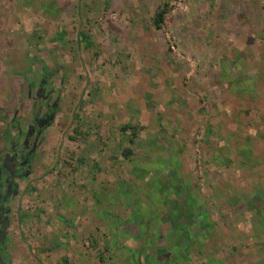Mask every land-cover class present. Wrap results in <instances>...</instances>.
Instances as JSON below:
<instances>
[{
  "label": "rangeland",
  "instance_id": "rangeland-1",
  "mask_svg": "<svg viewBox=\"0 0 264 264\" xmlns=\"http://www.w3.org/2000/svg\"><path fill=\"white\" fill-rule=\"evenodd\" d=\"M164 2L157 28L154 14ZM42 63L58 70L60 102L43 132L42 156L17 180L23 203L86 204L101 182L110 193L109 182L120 181L148 217L166 210L185 223L204 213L224 234H264V0H0L3 145L32 114ZM132 99L144 116L120 106ZM222 109L225 121L215 119L207 132L205 116ZM232 127L240 140L231 153L234 138L224 130ZM247 151L251 162L242 161ZM171 198L185 206L177 216ZM161 217L149 220L167 234L170 214ZM107 221L77 224L80 248L88 249L83 261L117 260L102 242L89 244L96 231L109 230ZM241 242L248 246L249 237Z\"/></svg>",
  "mask_w": 264,
  "mask_h": 264
},
{
  "label": "crops",
  "instance_id": "crops-1",
  "mask_svg": "<svg viewBox=\"0 0 264 264\" xmlns=\"http://www.w3.org/2000/svg\"><path fill=\"white\" fill-rule=\"evenodd\" d=\"M84 34L86 33L81 30L78 32V49H81L80 44L82 43V35ZM29 80L31 82L34 81L32 79ZM196 90L198 91V89ZM91 91L93 92H90V94L97 95L94 87ZM93 100L95 101V99ZM192 100L191 103H194L196 98H192ZM120 102V106L124 107V109L128 108L136 112V114L133 113L135 114V118L139 117L138 114L143 116L146 114L145 112H140L134 100L128 106H126L127 102ZM113 107L115 108L116 106ZM187 111L189 113L188 116L192 118L193 109L190 111L187 109ZM209 113L205 116L204 120L207 132L211 131L213 127L211 123L215 119L217 122L219 120L225 121L224 109H222V114L220 111L213 112V114ZM129 114H132L130 110ZM229 116L230 119L227 121L233 122L231 118H235L234 112H231ZM124 126H127V128H124ZM130 126L132 125L128 122L121 125V129L126 130ZM116 128L109 126L111 130H116ZM158 129H161V127L158 126ZM220 130L223 131L222 128ZM230 130H224L226 135L229 137V132H231L230 136L234 138V143L237 142L235 139L239 141L240 139L236 136L237 133L235 132L237 130L233 127ZM207 138L204 142L209 145L210 139L209 137ZM0 140H2L1 135ZM6 140L7 145H3L0 141V153L3 155L10 153L9 138ZM42 146L43 142L40 152L36 153L32 164L34 162L37 163V160L42 156L40 155L43 150ZM235 148L236 143L228 152L232 153ZM119 153L115 161H120L122 157L121 153L123 154L124 151H120ZM240 154L243 155L242 161L244 159H247L248 162L252 161L248 151L247 153L242 152ZM31 167L33 171V165ZM16 183L17 192L6 199V202L3 204L4 207H7L6 210H0V219H6L3 225L0 224V264H94L88 259L83 261V258H87L88 255L87 247L84 253L80 248L83 245L80 227L83 217L93 218L95 222L99 219L108 220L105 226L106 228L110 227L109 230L102 232L100 236L99 234L97 235L98 231H96L93 239L92 237L90 238L89 244L93 247L92 243L102 242L103 249L109 252V258L113 261L117 259L112 264H130L129 258H132V255L136 253L164 257V261L169 260L167 264H264V234L260 236H253L252 234L245 236L249 237V245L243 247L241 241L245 237H242L241 234H224L217 230L219 223L213 222L211 219H205V215L202 212V218L201 216L200 218L197 217L198 219L191 217L193 222L189 220L186 221V224L185 221V223L182 222L181 218L179 220L175 216L173 218L171 213L165 212L166 210H163V212L159 210L155 211L160 217L170 214V217L166 218V224L162 225L163 228L170 227L169 232L167 231L166 234V229L162 230V232L161 230L157 231L155 230V225L153 226L152 223L154 220H149L157 215L153 214L148 217L146 209L142 208L139 202L137 201V203L134 200L137 197V194L133 191L134 189L131 190L129 187L124 188L120 181L117 182V185L109 182L110 189H113L110 193L107 190L108 186L102 185L104 183L101 182V186L89 194L90 197L86 204L79 201L74 204L67 202L61 203L62 206L60 207H57L52 202L23 203V197L25 196L23 188H19L17 180ZM28 189L32 193L35 192L33 186H30ZM156 189L158 190V188ZM105 190L107 192L104 194V197L102 191ZM164 190H168V188ZM115 194L117 196H126L130 201L126 202L124 198H120L121 201H118L116 197L112 198ZM95 197L97 199L93 203L92 201ZM16 198L19 199L15 203H12L11 201ZM98 198H101V201ZM174 200H176L175 210L177 211L175 215L177 216L178 210L180 213L183 212V207L185 208V206L177 198H171V204H174ZM128 205L129 207L126 209L125 207ZM195 222L200 228L197 232L194 231L196 229L194 226L192 229L189 228L190 224H194ZM78 223L80 228H78ZM131 228L134 230L132 231ZM147 232L148 235L150 232L155 234L154 240L146 238ZM159 232L162 236L159 235ZM159 237L161 240H159ZM100 257L102 260L103 256ZM166 257L169 259H166Z\"/></svg>",
  "mask_w": 264,
  "mask_h": 264
},
{
  "label": "flooded vegetation",
  "instance_id": "flooded-vegetation-1",
  "mask_svg": "<svg viewBox=\"0 0 264 264\" xmlns=\"http://www.w3.org/2000/svg\"><path fill=\"white\" fill-rule=\"evenodd\" d=\"M33 97L32 114L22 124H16V134L9 141L10 153H0V210L5 211L7 207L3 204L17 192L16 180L24 178L31 171L32 161L37 152H40L43 142V132L46 127L52 124L56 112H42L39 116L33 115L35 106L38 105L37 95L41 89L38 87ZM4 219H0L3 225Z\"/></svg>",
  "mask_w": 264,
  "mask_h": 264
},
{
  "label": "trees",
  "instance_id": "trees-1",
  "mask_svg": "<svg viewBox=\"0 0 264 264\" xmlns=\"http://www.w3.org/2000/svg\"><path fill=\"white\" fill-rule=\"evenodd\" d=\"M168 11V3L164 2L161 4L154 14V25L158 28L160 23L164 20L165 14ZM41 80L37 84L41 89L39 95H37L38 105L35 106L33 110V115L39 116L42 112H56L58 108V103L60 102L59 93L61 78L57 81L55 79V74L58 71L57 68L53 69L45 63L41 64ZM60 71V69H59ZM34 83H31V88ZM127 128V126H124ZM133 231L134 229L131 228ZM169 256V255H168ZM168 257H166L167 259ZM130 259V264H167L169 260H163L164 257L156 256L150 254H134ZM169 259V258H168Z\"/></svg>",
  "mask_w": 264,
  "mask_h": 264
},
{
  "label": "water",
  "instance_id": "water-1",
  "mask_svg": "<svg viewBox=\"0 0 264 264\" xmlns=\"http://www.w3.org/2000/svg\"><path fill=\"white\" fill-rule=\"evenodd\" d=\"M5 220H6V219H5ZM5 220H4V221H5ZM4 221H3V224H4Z\"/></svg>",
  "mask_w": 264,
  "mask_h": 264
}]
</instances>
